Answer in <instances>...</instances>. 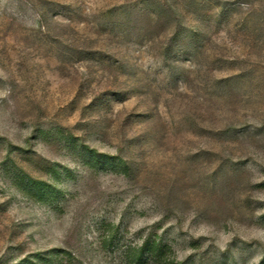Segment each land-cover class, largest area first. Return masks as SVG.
I'll return each instance as SVG.
<instances>
[{
    "label": "rangeland",
    "instance_id": "rangeland-1",
    "mask_svg": "<svg viewBox=\"0 0 264 264\" xmlns=\"http://www.w3.org/2000/svg\"><path fill=\"white\" fill-rule=\"evenodd\" d=\"M0 264H264V0H0Z\"/></svg>",
    "mask_w": 264,
    "mask_h": 264
}]
</instances>
